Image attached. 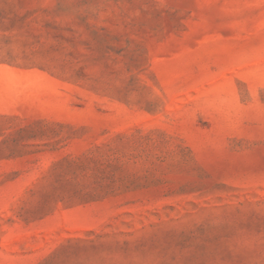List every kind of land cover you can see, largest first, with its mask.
Segmentation results:
<instances>
[{"label": "rangeland", "instance_id": "obj_1", "mask_svg": "<svg viewBox=\"0 0 264 264\" xmlns=\"http://www.w3.org/2000/svg\"><path fill=\"white\" fill-rule=\"evenodd\" d=\"M0 264H264V0H0Z\"/></svg>", "mask_w": 264, "mask_h": 264}]
</instances>
